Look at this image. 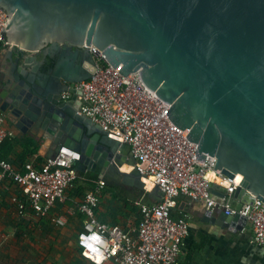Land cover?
<instances>
[{
	"label": "water",
	"instance_id": "water-1",
	"mask_svg": "<svg viewBox=\"0 0 264 264\" xmlns=\"http://www.w3.org/2000/svg\"><path fill=\"white\" fill-rule=\"evenodd\" d=\"M0 9L8 17L0 112L45 158L69 147L81 154L77 172L145 192L129 146L78 114L71 86L94 71L92 45L124 78L138 73L199 159L215 158L214 170L240 185L227 204L264 203V0H0ZM145 194L159 201L156 187ZM218 215L229 230L245 225ZM203 221L216 217L205 210Z\"/></svg>",
	"mask_w": 264,
	"mask_h": 264
},
{
	"label": "built area",
	"instance_id": "built-area-1",
	"mask_svg": "<svg viewBox=\"0 0 264 264\" xmlns=\"http://www.w3.org/2000/svg\"><path fill=\"white\" fill-rule=\"evenodd\" d=\"M7 23L8 17L0 9V48L7 45L2 31ZM88 50L95 69L89 79L71 86L80 91L78 114L107 131L108 139L113 135L119 139L115 143L129 146L144 183V195L150 191L146 188L149 180L160 197L151 205L133 202L139 214L138 224L125 230L97 219L98 196L105 186L104 180H98L77 205L82 221L75 243L81 256L92 264H177L190 231L186 213L177 217L172 214L180 196L204 204L212 215L223 211L226 216L237 214L244 218L243 228H249L253 242L264 247V203L254 198L239 210L227 204L228 196L240 185L214 170L215 158L205 155L199 159L197 146L168 119L170 106L142 84L138 73L124 78L119 73L121 65L114 69L97 48L91 45ZM61 96L68 99L70 93ZM5 124L0 112V146L10 136ZM80 158L79 152L63 146L55 158H44L41 163L29 160L19 166L0 159V189L8 195L7 204L15 220L34 226L48 218L56 206L65 204L66 192L75 187L78 179L75 164ZM210 184L223 188L224 197L213 195ZM65 221L58 217L52 219V224L63 226Z\"/></svg>",
	"mask_w": 264,
	"mask_h": 264
},
{
	"label": "crops",
	"instance_id": "crops-1",
	"mask_svg": "<svg viewBox=\"0 0 264 264\" xmlns=\"http://www.w3.org/2000/svg\"><path fill=\"white\" fill-rule=\"evenodd\" d=\"M4 54L5 48L1 47L0 80L4 78L6 67L8 66ZM39 58L40 56L37 57L38 60ZM5 127L10 132L9 138L18 142V145L14 148L13 153L10 155L12 160V156H19L20 153L23 152L22 147L19 144L32 137L29 134H23L7 122ZM45 152L46 151L39 153V151H37L36 155L27 158L24 162L33 160L36 163H41L45 158ZM89 173L91 172L87 171L82 173L83 177L77 179L75 187L66 192L65 204L56 206L52 212H50V216L48 218H44L40 222L41 224H50L52 219L58 217H63L66 220L65 212L67 213V211L75 208L77 215H79L80 228L82 216L77 211V205L80 199H77V194L73 192L79 185H84V193L88 191L87 186L83 183V181L86 179L85 175ZM98 180H104L105 186L98 196L99 205L96 209L97 219L108 225L118 226L125 230L136 227L138 224L139 214L137 208L133 206L132 199H128V194H123L125 196H121L122 194H117L115 191L112 192L109 185L113 184L109 183L106 179L98 178L97 176L95 180L92 181L94 186ZM140 193L142 196L139 202L145 203V195H143L142 192ZM7 199V193L0 189V202H6L7 204ZM65 205L66 210L63 209ZM205 210V206L202 203L191 202L183 196L177 198L176 207L172 211L173 216L177 217L181 213H186L189 216L190 223L189 235L183 241L177 258V264H264V247L258 246L253 242L252 234L249 228L245 227L240 231L224 228L222 226L223 220L218 215V212L213 214V217H216V221L214 223L204 222L203 217ZM13 219H15L14 216ZM18 224L23 227H32L22 223ZM34 226H37V224ZM79 228L75 232V237ZM204 238H206L205 242L201 247H199L198 245Z\"/></svg>",
	"mask_w": 264,
	"mask_h": 264
},
{
	"label": "rangeland",
	"instance_id": "rangeland-1",
	"mask_svg": "<svg viewBox=\"0 0 264 264\" xmlns=\"http://www.w3.org/2000/svg\"><path fill=\"white\" fill-rule=\"evenodd\" d=\"M76 189V197L80 199L85 187L79 185ZM110 190L119 194L116 189ZM137 193L142 196L139 191ZM127 197L131 199V195ZM63 209L66 210V205ZM65 215L63 226L50 221V224L23 227L13 219L9 205L0 202V264H91L82 258L75 243L79 215L75 208Z\"/></svg>",
	"mask_w": 264,
	"mask_h": 264
},
{
	"label": "trees",
	"instance_id": "trees-1",
	"mask_svg": "<svg viewBox=\"0 0 264 264\" xmlns=\"http://www.w3.org/2000/svg\"><path fill=\"white\" fill-rule=\"evenodd\" d=\"M17 145H18V142H16L12 138L7 137L0 146V159L11 160L10 155H11V153H13L14 148ZM19 145L22 147L23 152L20 153L19 156L18 155L12 156L11 161L20 166L27 158L37 154L38 145L36 143H34L32 139H26L23 141V143H21ZM77 176H78V179L83 177L82 173H80V172H77ZM85 178L86 179H85V181H83V183L87 186L88 191L92 190L93 186H94L92 181L95 180L96 175L94 173H89V174L85 175ZM109 187L116 189L119 194L131 195L132 203L135 201H140V199H141V196L137 193L138 190H135V189L128 190V189H125V188L120 187L118 185H109ZM73 193L76 194L78 192L75 189ZM81 198H82V196H81ZM153 203H154V201L151 200L148 196H146L145 204L151 205ZM205 240H206V238H204L203 241L198 246L201 247L203 245V243L205 242ZM79 253H80V249H79Z\"/></svg>",
	"mask_w": 264,
	"mask_h": 264
},
{
	"label": "bare ground",
	"instance_id": "bare-ground-1",
	"mask_svg": "<svg viewBox=\"0 0 264 264\" xmlns=\"http://www.w3.org/2000/svg\"><path fill=\"white\" fill-rule=\"evenodd\" d=\"M109 139L112 140L113 142H119V139L113 135H111L109 137ZM122 170H125V167H123ZM146 188L149 190H151L153 188L151 181H149V180L146 181ZM97 262H101V261L99 259H97ZM99 264H101V263H99Z\"/></svg>",
	"mask_w": 264,
	"mask_h": 264
},
{
	"label": "flooded vegetation",
	"instance_id": "flooded-vegetation-1",
	"mask_svg": "<svg viewBox=\"0 0 264 264\" xmlns=\"http://www.w3.org/2000/svg\"><path fill=\"white\" fill-rule=\"evenodd\" d=\"M6 50V49H5ZM41 59V57L39 58V60Z\"/></svg>",
	"mask_w": 264,
	"mask_h": 264
}]
</instances>
